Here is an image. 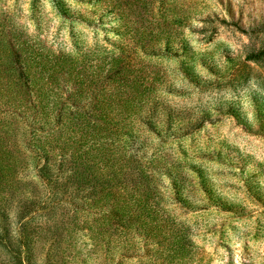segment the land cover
<instances>
[{"label": "trees", "instance_id": "16d2710c", "mask_svg": "<svg viewBox=\"0 0 264 264\" xmlns=\"http://www.w3.org/2000/svg\"><path fill=\"white\" fill-rule=\"evenodd\" d=\"M141 1L133 6L144 16L156 0ZM52 2L62 17L76 18L61 0ZM145 22L127 24L124 44L96 43L74 52L52 50L20 27L0 22L3 264L29 261L41 241L59 245L62 234L54 240L52 228L66 235L86 232L98 248V264L135 258L187 263L192 242L168 209L185 200L180 176L159 146L188 136L200 123L173 127L175 117L161 96L174 89L143 59L161 55L171 38L160 23ZM262 58L264 50L246 56L253 62ZM58 253L50 248L43 262L53 264Z\"/></svg>", "mask_w": 264, "mask_h": 264}, {"label": "rangeland", "instance_id": "374dc122", "mask_svg": "<svg viewBox=\"0 0 264 264\" xmlns=\"http://www.w3.org/2000/svg\"><path fill=\"white\" fill-rule=\"evenodd\" d=\"M61 1L76 18L62 17L52 0H0V22L62 52L124 44V28L142 19L166 29L171 40L162 54L143 56L144 62L174 89L161 96L173 127L200 123L159 146L180 176L185 200L168 209L192 242L186 264H264V58L246 60L264 50V0H156L144 16L134 10L136 0ZM81 15L96 23L86 24ZM168 195L174 196L171 186ZM78 230L66 235L52 228L61 243L39 242L24 264H46L50 248L59 251L53 264H98V248ZM151 263L135 258L124 264Z\"/></svg>", "mask_w": 264, "mask_h": 264}]
</instances>
